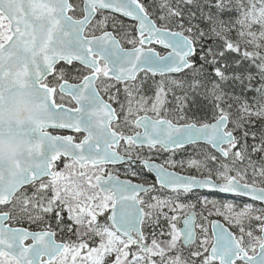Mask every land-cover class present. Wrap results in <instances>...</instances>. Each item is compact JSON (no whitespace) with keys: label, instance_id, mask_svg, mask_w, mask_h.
<instances>
[{"label":"snow or ice","instance_id":"snow-or-ice-1","mask_svg":"<svg viewBox=\"0 0 264 264\" xmlns=\"http://www.w3.org/2000/svg\"><path fill=\"white\" fill-rule=\"evenodd\" d=\"M0 264H264V0H0Z\"/></svg>","mask_w":264,"mask_h":264},{"label":"clouds","instance_id":"clouds-1","mask_svg":"<svg viewBox=\"0 0 264 264\" xmlns=\"http://www.w3.org/2000/svg\"><path fill=\"white\" fill-rule=\"evenodd\" d=\"M14 147H15L14 145H9V144H5L3 146L2 152L6 160L10 157L12 151L14 150Z\"/></svg>","mask_w":264,"mask_h":264},{"label":"trees","instance_id":"trees-1","mask_svg":"<svg viewBox=\"0 0 264 264\" xmlns=\"http://www.w3.org/2000/svg\"><path fill=\"white\" fill-rule=\"evenodd\" d=\"M177 158H179V153H178V155H177ZM177 170H179V169H177ZM123 177V176H122Z\"/></svg>","mask_w":264,"mask_h":264},{"label":"rangeland","instance_id":"rangeland-1","mask_svg":"<svg viewBox=\"0 0 264 264\" xmlns=\"http://www.w3.org/2000/svg\"><path fill=\"white\" fill-rule=\"evenodd\" d=\"M158 50H159V48H158ZM121 178H124V177L121 176Z\"/></svg>","mask_w":264,"mask_h":264},{"label":"flooded vegetation","instance_id":"flooded-vegetation-1","mask_svg":"<svg viewBox=\"0 0 264 264\" xmlns=\"http://www.w3.org/2000/svg\"><path fill=\"white\" fill-rule=\"evenodd\" d=\"M159 48V47H158Z\"/></svg>","mask_w":264,"mask_h":264},{"label":"water","instance_id":"water-1","mask_svg":"<svg viewBox=\"0 0 264 264\" xmlns=\"http://www.w3.org/2000/svg\"><path fill=\"white\" fill-rule=\"evenodd\" d=\"M123 179V178H122Z\"/></svg>","mask_w":264,"mask_h":264}]
</instances>
